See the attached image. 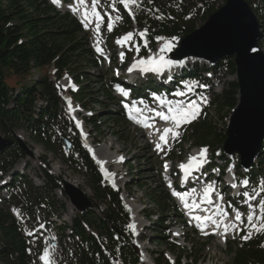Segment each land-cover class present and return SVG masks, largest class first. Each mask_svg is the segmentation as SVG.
Returning <instances> with one entry per match:
<instances>
[{
    "label": "trees",
    "instance_id": "16d2710c",
    "mask_svg": "<svg viewBox=\"0 0 264 264\" xmlns=\"http://www.w3.org/2000/svg\"><path fill=\"white\" fill-rule=\"evenodd\" d=\"M196 1L203 5L197 6ZM247 1L259 20H264V0ZM219 7L217 0H135L133 16L126 14L129 27L124 25L123 29L131 30L132 21H135L154 48L160 38L186 37L196 29L198 20L207 21ZM85 35L78 19L69 13L61 14L48 0H0V135L13 141V145L0 154V173L6 174L26 157L15 133L24 128L33 142L41 145L48 153L61 156L70 170L86 177L93 191L95 209L99 211L94 209L78 213L71 225L52 223L50 216L61 217L66 212V205L56 200V191L62 189L63 178L53 175L46 168H43L42 187L28 181L29 178L24 174L18 173L14 177V182L9 185L12 198H26V210L32 214L42 210L45 224L54 228L63 243L70 242L69 249L64 251L65 260L62 264H112L118 258H121L123 264H138L139 253L133 245L130 216L122 203L121 193L103 181L96 163L80 142L77 128L63 110L51 74L47 73L24 85L20 89L21 93H16L7 83L8 72L27 76L33 70L41 72L51 67L55 68L56 78L60 79L69 71L75 73L82 66L79 63L81 58L86 59V66L98 68L99 58L88 46ZM136 38L140 40L138 34ZM211 69L236 74L233 58L222 60ZM203 70L206 68L197 64L180 70L179 76L185 74L194 77ZM115 80L112 77L109 82L101 81L100 88L93 91L78 77L80 88L73 95L88 106L92 103L101 104L100 98L92 95L102 92L107 99L113 100L112 83ZM134 91L143 93L139 88H134ZM238 95V83L227 82L222 94L215 95L213 100L216 112L230 114L238 104ZM108 117L114 125L125 126L128 123L122 114L114 111ZM91 121L97 132L104 134L103 121L98 123L97 116ZM192 131L191 137L196 145L221 147L227 138L217 133L210 119H201L192 126ZM66 140L72 143L69 151L65 149ZM43 158L45 163L46 157ZM45 165L48 166L47 163ZM139 173H143V170ZM249 176L251 179L264 177V152ZM140 186L144 188L143 184ZM146 194L148 200L158 207L159 213L153 229L155 232H164V223L171 217L168 214L172 209L171 195L164 185L151 188ZM24 230L25 227L11 211L0 208V264L37 263L31 253L33 241L23 234ZM262 240L255 239L237 249L231 246L230 251L234 254L231 264L264 263ZM173 247L179 258L178 264H181L186 257L185 252ZM156 259L158 264H170L164 257L163 260L158 257ZM198 259L200 249L196 248L194 260Z\"/></svg>",
    "mask_w": 264,
    "mask_h": 264
},
{
    "label": "rangeland",
    "instance_id": "374dc122",
    "mask_svg": "<svg viewBox=\"0 0 264 264\" xmlns=\"http://www.w3.org/2000/svg\"><path fill=\"white\" fill-rule=\"evenodd\" d=\"M225 2L226 0H217V5L222 6L225 4ZM88 4L90 5V8H88V12L89 14L91 12L93 18L97 19L98 24H107V27L105 28V30L102 29V32L104 33V39L106 43L111 49L117 51L116 47L119 49V45L121 43H125L126 49L131 50L133 47L136 51L135 53L139 52L140 45L138 46L133 42L134 31L130 32L127 35L119 37L118 40L117 37L113 39V32H115L116 30L122 31V26L125 24V18L121 17V0H90L88 1ZM125 4L129 10L132 1L126 0ZM109 13H111L112 19L111 16H109ZM107 15L108 19L106 18ZM205 23L206 21L198 20L196 26L199 28ZM134 29L138 30L137 28ZM261 30L264 31V29ZM85 36L88 46L92 47L94 42L92 31L90 29H86ZM260 41L261 44L260 42L259 44L264 50V38H262ZM179 43L180 41H178L177 39L163 40L154 50L150 49V46H147L145 43H143V45L146 46L145 48L148 51V55L146 56H150L154 54V52H162L169 59H173L171 54L175 49L177 50V48H179ZM127 52L128 53L124 54L123 51L119 49L118 54L120 55V58H123L124 55H127L132 59L135 53L129 51ZM173 62L175 63L177 61L173 60ZM193 62L194 64L198 63L199 65H202L205 62L208 63L207 60L191 57L186 60L185 63H183L182 68H184L185 66H191V63ZM79 63L82 64V66L78 67L75 73L70 71L62 80L57 81V84H61L59 95L62 98L63 103L65 105H70L69 107L74 106V104L76 105L70 90L72 89L73 85L76 84L75 81L78 77L82 78L85 81L84 83L88 84L89 88L95 91V88H100L101 81L105 82L107 80V82H109L110 78L115 77L113 67L118 66L119 63L122 64L123 59H120L118 63L115 64V66L106 65V61L102 63L100 62V67L98 68L86 66V59L84 58H81L79 60ZM51 72H53L52 67L46 68L41 72L33 70L32 73L27 76L15 75L11 72H8L7 83L17 93L24 85L30 83L34 79L42 78L43 75ZM51 77L54 76L51 75ZM229 81H236V76L230 75L229 77L224 78L222 74H218L209 79L207 85L204 87H200V89H205L206 95L212 98V95L220 94L224 82ZM92 96L99 97L102 101V104L92 106L93 111H99V116L105 118L106 121L105 122L104 119H102L104 134L99 133L96 135L95 133L93 136H97L98 139L102 141L101 147L105 143L110 146V151H108V153H114L115 151L123 149L124 153L120 154V156L124 155L125 158L129 159L127 164L128 166H130V170H133V172H137L138 169H142L144 173L140 176H137V174H134L128 170V166L121 165L118 160H115V157L111 160L113 162L110 164V167L103 171L104 175L108 171L115 173V181L118 183L124 181V179L127 180V183H131L129 194L125 190L123 194L127 195L126 197H128L129 200H132L138 204V218L141 219V227L146 225V229H144L143 231L141 230V227L139 228V230H137L131 216V224L135 232V236H133L134 246L140 253L141 264H155L153 262V259L157 254L160 260H163L162 258L164 257L166 260H168L167 258H170L171 262L175 261L174 258H171L170 254L171 252L174 253L173 246H177V251L185 252L189 257L195 255L196 248L200 249V257L205 256V258L199 260V264L208 263L210 260H212L211 264H231L234 254L230 251V248L231 246L232 248L239 247L237 244H240L242 246L244 244L243 242H241L243 238H241L240 240L231 238L230 241H228L226 244H221L222 247L218 246L217 239L215 237L208 236L205 238L201 235L200 232H195V230H193L190 226H187L188 221L185 218L180 217L181 212L177 208L175 199L174 201L172 199L170 200V206L172 207V209L168 214L171 217L164 224V226L166 227L162 228V230H164L165 232L153 231L152 228L154 226V222L151 221L153 219H149L148 215L152 212H155L158 207L156 204L148 200L146 192L149 193L151 191V188L153 189L157 184L161 185L165 181V175H161V173L159 174L161 165L163 164L162 160L164 156L161 158L157 157L156 153L152 150L151 144V142L154 141V137L151 134L146 136V133L143 132L144 130H142L140 126L135 125L132 121H129L125 126L113 124V121H111L108 116L110 115V112L112 110H119V107L115 105L113 101L108 100L103 92ZM198 96H202L201 90L197 92V98ZM197 103L199 102H190L187 104V107L190 109H194L195 111H199V106L193 107ZM66 113L68 114L70 119L74 117V114L70 111V108L66 110ZM230 115L231 114H227L226 112H216V109L212 106L210 111L207 112L206 119H210L212 125L216 126L217 133H224L225 131L223 130V126L226 125L225 120L227 119V117L229 121ZM110 125H112V127ZM88 128L90 137H93L91 135L92 128L89 125ZM185 130L186 129H184L183 127L181 133L176 137L174 141L175 147L173 151L169 152L173 160L172 166L176 164L178 159L180 161L187 155L196 152L195 147L192 143L193 141L189 137L190 134H187ZM184 132L185 139L183 140L182 138L184 136ZM15 133L19 138V144H25L28 148V151H25L26 157L21 159L20 162L16 164L15 169L11 170L8 175L3 176V183H0V208L4 207L8 211L13 212L15 217L23 222L27 227H34L35 231H32V233L34 234L37 232V236L39 238L43 236L44 239H42L41 241L34 240L35 247H33V251L37 252L38 248L40 247L44 249L45 252L44 257L38 258V264H60V261L63 258L62 252L63 250L67 249L68 244H64L63 242L61 243L58 236L54 235V229L52 227H49V225L47 224L45 226L43 222H41L40 216H37L36 219L32 220L30 216L26 215V198L13 199L9 193V190L6 193L2 186L11 182L12 176L15 174V172L20 173V170H23L25 173L24 175L29 178L28 181L30 180L35 186L42 187L44 186L43 168L46 167L47 170H50L53 175L62 177L63 181L67 180L78 185L89 196L93 195V191L91 190L85 176L70 170L68 166L63 163L61 156H56L55 154L48 153L41 145L33 142L24 128L16 130ZM113 155H115V153ZM44 156L46 157L45 163H47L48 166H46L43 161ZM26 164H28V168H25ZM131 165H133V167H131ZM155 169H157V171H155ZM120 170H123L124 172L121 173ZM142 184L144 185V188L139 186ZM262 184H264V182ZM61 193V191H56V200L66 204L67 211L62 214L61 219L52 218L51 220H58L59 224H64L65 222L70 225L78 215V211L73 206L70 199H68L65 195H63V193ZM38 214H40V211L38 212ZM169 227L170 229H168ZM135 229L137 230V232ZM176 231L179 233L182 231L186 234L188 239V243L186 245L183 244L182 240H176V237L174 235ZM155 233L162 234V236L160 237L157 234V236H155ZM245 238L249 241L253 240L248 236H245ZM152 241H154V243ZM174 255L176 254L174 253ZM185 261L186 259L183 260L184 264ZM119 262L120 261L116 262L115 264H120Z\"/></svg>",
    "mask_w": 264,
    "mask_h": 264
},
{
    "label": "water",
    "instance_id": "95a60500",
    "mask_svg": "<svg viewBox=\"0 0 264 264\" xmlns=\"http://www.w3.org/2000/svg\"><path fill=\"white\" fill-rule=\"evenodd\" d=\"M260 21L247 0H226L200 28L187 35L172 54L178 60L190 56L216 63L233 57L237 67L239 103L234 109L228 136L227 154L239 153L242 165L253 166L264 141V51L259 45ZM13 142L0 136V153ZM23 148L28 151L25 144ZM71 143H67V149ZM64 191L81 212L94 207L92 199L76 184L64 180Z\"/></svg>",
    "mask_w": 264,
    "mask_h": 264
},
{
    "label": "bare ground",
    "instance_id": "6f19581e",
    "mask_svg": "<svg viewBox=\"0 0 264 264\" xmlns=\"http://www.w3.org/2000/svg\"><path fill=\"white\" fill-rule=\"evenodd\" d=\"M82 1H85V0H72V3L70 4L69 7H70V9H76L77 11L79 10L80 16L84 20H87L89 18V15H90L88 12L89 7L82 4ZM149 59H151V58H148V60ZM149 61H151V60H149ZM103 150L105 151V155H100V156H99L100 150H93V156L97 159V161L99 162V164L101 166L107 165L110 158L112 160V159H114V157L115 158L117 157V156L113 155L114 153H112V154L108 153V151H110L109 145H105L103 147ZM233 183L235 184V182H233ZM126 196L127 195L123 194L124 205L129 210V212L133 218V221L136 225V228H137V230H139V228L141 227V219L138 218L139 206L136 202L129 200L128 197H126ZM216 210H217L216 215L212 216V218H214V217H216V218L214 220L210 219L209 225L207 227H205L204 229H207V228L211 229V231H209V235H211L212 233H217V235L215 236L217 238V245L222 247L221 244L227 243V237L225 234L229 233L235 229V223H234V221H232L228 217V215L226 214L225 211H223L222 208L217 207ZM219 218L225 220V222H221L219 220ZM191 220H196L195 214H192ZM174 235H175V237H178L180 235V233L176 231V233H174ZM211 261L212 260H210L208 263H205V264H211Z\"/></svg>",
    "mask_w": 264,
    "mask_h": 264
}]
</instances>
